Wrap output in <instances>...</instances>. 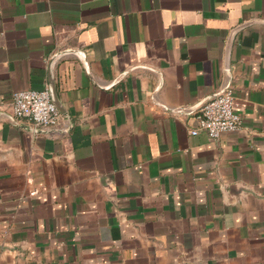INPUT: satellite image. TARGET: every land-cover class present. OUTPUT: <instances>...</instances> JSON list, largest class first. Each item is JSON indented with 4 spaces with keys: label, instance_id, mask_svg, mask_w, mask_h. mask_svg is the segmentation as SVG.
I'll return each instance as SVG.
<instances>
[{
    "label": "crops",
    "instance_id": "1",
    "mask_svg": "<svg viewBox=\"0 0 264 264\" xmlns=\"http://www.w3.org/2000/svg\"><path fill=\"white\" fill-rule=\"evenodd\" d=\"M63 51L60 134L9 103ZM0 264H264V0H0Z\"/></svg>",
    "mask_w": 264,
    "mask_h": 264
},
{
    "label": "built area",
    "instance_id": "2",
    "mask_svg": "<svg viewBox=\"0 0 264 264\" xmlns=\"http://www.w3.org/2000/svg\"><path fill=\"white\" fill-rule=\"evenodd\" d=\"M196 107L183 109L197 111V125L191 129L196 135L204 131L211 139L220 138L226 132L239 131L243 127L242 115L235 109V93L228 84ZM13 114L18 119H28L37 127L52 133L69 132L72 125L60 127L62 112L53 102L49 87L41 90H19L10 101Z\"/></svg>",
    "mask_w": 264,
    "mask_h": 264
},
{
    "label": "water",
    "instance_id": "3",
    "mask_svg": "<svg viewBox=\"0 0 264 264\" xmlns=\"http://www.w3.org/2000/svg\"><path fill=\"white\" fill-rule=\"evenodd\" d=\"M251 24H252V22L243 23V24L235 27L233 29V31L231 32V34H230V36L228 38V44H227L226 68H228V69L230 68V54H231V49H232V46H233V43H234V40H235V37H236L237 33L240 30H242L243 28H245V27H247V26H249ZM73 52L80 53V51H63V52H59V53H57V54H55L53 56V58L51 59V62H50V85H49V89H50V92H51V96H52L53 102L57 105V107L60 109L62 114L65 113V111H64V108H63L62 104L60 103V100H59V97H58L57 88H56V84H55L53 73H52V64H53L54 60L56 58H58L59 56L64 55V54H68V53H73ZM212 96H214V95H211L209 98H211ZM207 99H205L204 101H206ZM204 101H202L201 103H203Z\"/></svg>",
    "mask_w": 264,
    "mask_h": 264
}]
</instances>
